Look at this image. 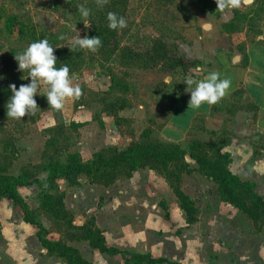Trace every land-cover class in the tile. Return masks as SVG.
<instances>
[{"label": "rangeland", "instance_id": "rangeland-1", "mask_svg": "<svg viewBox=\"0 0 264 264\" xmlns=\"http://www.w3.org/2000/svg\"><path fill=\"white\" fill-rule=\"evenodd\" d=\"M77 5L90 10L87 22L98 11L104 16L109 12L123 16L127 27L118 29L120 44L145 47L152 37L160 36L178 53L198 63L188 71L176 68L165 72L157 67L122 66L116 57L95 63L85 53L70 71L82 89L78 100L66 102L62 111L50 110L43 95L46 86H41L34 97L39 107L35 115L26 114L21 120L7 115L0 118L3 173L16 176L26 171L32 177L45 178L46 168L53 162H65L69 153H78L86 163L101 149L116 152L154 145L160 153H168L197 147L196 142L204 145L203 152L196 149V154H206L203 157L208 161L215 158L209 145L226 153L221 150L235 134L251 140L253 159L262 154L264 135L256 127L258 106L246 95L244 86L229 91L216 105L196 110L188 108L190 92L183 80L188 76L203 79L220 68L219 57L230 60L240 56L241 69L249 54L261 57L264 2L220 16L216 0H108L103 7L96 0H0V84H15L18 89L31 82L27 71L18 70L15 59V54L31 43L47 39L55 48L70 44L77 34L82 38L85 25ZM225 16L232 18L226 21ZM227 22L233 23L228 31L223 28ZM61 35L64 40L59 39ZM196 68L204 71L197 75ZM169 163V170H173L170 180H176L198 209L197 222L190 227L165 176L149 167L136 169L130 177L120 175L110 185L92 183L85 175L77 177L78 184L68 185L61 178L56 185L64 194L71 223L80 226L93 220L104 231L107 245L141 253L148 244L154 256L160 254L182 264H264V237L255 234L263 229V208L255 212V223L224 200L217 178L207 173L210 169L198 168L194 160L181 154ZM251 183L264 202V191L259 192L264 182ZM18 190L48 229V238L75 246L90 264H123L121 256L92 248L69 223L50 219L40 209L36 184ZM11 204L9 198L0 199L2 263L67 264L39 246L35 227L24 224ZM238 228L243 237L235 243L233 231ZM10 254L16 256L14 261Z\"/></svg>", "mask_w": 264, "mask_h": 264}, {"label": "trees", "instance_id": "trees-1", "mask_svg": "<svg viewBox=\"0 0 264 264\" xmlns=\"http://www.w3.org/2000/svg\"><path fill=\"white\" fill-rule=\"evenodd\" d=\"M97 14L88 20L90 27H82V38L84 36H99L102 46L96 52H90L85 49L71 51L66 44L54 48V54L57 57V67L67 65L70 71L76 69L85 53L89 54L92 62L108 61L112 57L119 59L122 66H139L142 68H159L162 71H172L180 68L182 71H188L195 65L198 60H190L178 53L174 46H171L160 36L151 38V43L145 47H133L128 44H120L118 41V30H111L108 27L107 16ZM232 22H227L223 28L228 31ZM68 45V46H67ZM12 95L9 86L0 84V118L7 115L6 104ZM124 107L123 105L120 108ZM3 124H0L2 127ZM197 147L180 149L171 152L160 153L154 145L147 148L127 147L124 150L111 152V148L101 149L95 152L90 160L82 162L78 153H69L65 162H53L46 168L47 176L45 178L32 177L28 172L23 171L16 176H9L3 173L0 168V199L9 198L13 208L18 210L22 219L36 228V236L41 245L49 252L65 260L67 264H90L83 258L79 251L66 243L52 240L47 237L48 229L43 225L37 215L28 207L26 201L19 193L18 188L36 184L39 187L40 209L50 218L65 221L72 227L81 231V238L87 239L89 245L108 255L120 254L124 264H160L168 262L165 258H154L149 253L141 254L120 250L113 246H107L104 241L103 232L97 228L93 220L76 226L71 223V215L65 209L63 204V192L56 185L58 179H65L68 185L78 184L77 177L85 175L90 182L110 185L115 182L120 175L131 176L132 173L141 167L161 172L171 188L174 191L178 206L186 214V223L191 226L197 220L198 209L195 207L193 200L186 195L179 185L175 184L176 180L171 181L173 170H169V162L175 155L181 154L182 158L188 156L194 160L198 168L210 169L207 172L210 176L217 178L218 188L221 189V195L224 200L231 203L236 208L247 213L253 221H256L255 212L263 208V199L254 191V184L247 181L239 180L231 174L227 165L230 162L229 154L220 152V149L213 148L215 158L206 161L204 154L202 157L196 154V149L203 152V143L196 142ZM208 145H206L207 147ZM209 150V149H208ZM207 152V151H206ZM222 160V162H221ZM223 163V164H222ZM171 263V262H170ZM179 264V263H172Z\"/></svg>", "mask_w": 264, "mask_h": 264}, {"label": "clouds", "instance_id": "clouds-1", "mask_svg": "<svg viewBox=\"0 0 264 264\" xmlns=\"http://www.w3.org/2000/svg\"><path fill=\"white\" fill-rule=\"evenodd\" d=\"M107 2L108 0H96L100 7H103ZM253 2L254 0H216V10L227 15L242 6H250ZM76 7L81 14L85 28L90 27L91 24L87 22L90 10L84 5H77ZM107 20L111 30L127 27L126 19L114 12L107 14ZM59 39L64 40L65 37L61 35ZM101 46L102 41L98 35L81 38L77 34L68 47L72 52L85 49L94 53ZM15 59L18 61V70L27 71V77L31 78V82L21 84L18 89L15 84L9 85L12 95L6 104L8 118L21 120L26 114L35 115L39 107L34 97L39 93L41 86H46L43 95L47 98L50 110L62 111L66 102L78 100L81 97L82 89L74 83L70 76L69 67L67 65H62L59 68L56 66L57 57L54 54V47L49 44L47 39L31 43L22 53L15 54ZM194 71L198 75L204 69L196 68ZM183 81L187 85L186 91L190 92L188 108L196 110L203 105H216L228 94L231 87V80L222 79L220 73L215 71L208 72L203 79L188 76ZM168 82L170 81H165V83Z\"/></svg>", "mask_w": 264, "mask_h": 264}, {"label": "crops", "instance_id": "crops-1", "mask_svg": "<svg viewBox=\"0 0 264 264\" xmlns=\"http://www.w3.org/2000/svg\"><path fill=\"white\" fill-rule=\"evenodd\" d=\"M254 2H257L254 0ZM253 2V3H254ZM221 14L220 16H222ZM225 15V14H224ZM226 21H229L232 17L231 16H225ZM246 53H248V50H246ZM249 54L248 59H247V65H244L245 70L241 69V66L239 67L238 62L240 63V56H234L230 60L228 59L227 56L219 57L218 59V64L220 65V68H216L214 70L215 72H219L221 78H228L231 80V87L229 91L235 90V87L239 88L240 86H244L245 91L247 92L246 95H248L249 99L252 100L257 106V117L256 120V127L259 129V132L264 135V54H262L261 57L255 56ZM243 56L241 57V60ZM194 59V58H190ZM221 62V63H220ZM240 68V69H239ZM212 72V70L210 71ZM239 86V87H238ZM221 151H225L226 153L229 154L230 162H229V171L231 174L236 175L238 177H241L242 180L245 181H255V182H264V150L262 151V154H257L255 155V158L253 159V149H252V144L251 140H249L248 136H239L238 134L231 135L230 142L222 149ZM258 179V180H257ZM259 187V186H258ZM264 191V188L259 187V192ZM264 194V193H263ZM179 207V206H178ZM236 208V207H235ZM11 209L14 211L15 209L13 208V205L11 204ZM180 211H182V214H184V220L186 222V214L185 212L178 208ZM238 208H236L237 210ZM235 210V211H236ZM17 211V210H16ZM238 211V210H237ZM19 212V211H18ZM19 216L21 217V214L19 213ZM22 218V217H21ZM22 221L24 224H27L29 226L34 227L33 225L26 223L23 219ZM197 220L193 223L195 224ZM192 224V225H193ZM186 226L187 223H186ZM190 227V226H188ZM234 233V241L237 243V238L238 237H243L242 234H240L239 228L233 231ZM255 234H257V237H264V225L262 231H255ZM36 242L39 244L41 248L46 250L39 240L37 239L36 236V228L34 232ZM241 235V236H240ZM103 237H104V231H103ZM105 241V239H104ZM105 244L107 245L106 241ZM73 246V245H70ZM111 246V245H107ZM76 248L75 246H73ZM116 247V246H113ZM119 248V247H116ZM146 251L141 252V254H146L149 253L152 257L154 258H165L168 262H163V263H179L182 264L179 260L175 259H170L166 256L158 254L157 256H154V251L151 250L149 245L147 244L146 246ZM77 249V248H76ZM120 250H125L121 249ZM46 252H48L46 250ZM136 253V252H135ZM253 253V252H252ZM11 255V256H10ZM8 257L11 260H15L16 256L14 258L12 257L13 255L10 254ZM81 255V254H80ZM118 256H121L120 254H117ZM82 256V255H81ZM83 257V256H82ZM122 257V256H121ZM247 257L252 258V256L247 255ZM85 258V257H83ZM20 259V257H19ZM24 260V258H22ZM253 259V258H252ZM123 260V258H122ZM0 264L2 263V258H0ZM171 262V263H170ZM124 264V260H123ZM162 264V263H161Z\"/></svg>", "mask_w": 264, "mask_h": 264}, {"label": "built area", "instance_id": "built-area-1", "mask_svg": "<svg viewBox=\"0 0 264 264\" xmlns=\"http://www.w3.org/2000/svg\"><path fill=\"white\" fill-rule=\"evenodd\" d=\"M257 2L259 1V2H264V0H256Z\"/></svg>", "mask_w": 264, "mask_h": 264}]
</instances>
